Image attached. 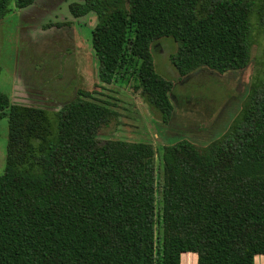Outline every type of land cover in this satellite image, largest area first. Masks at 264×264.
Here are the masks:
<instances>
[{
	"label": "trees",
	"instance_id": "1",
	"mask_svg": "<svg viewBox=\"0 0 264 264\" xmlns=\"http://www.w3.org/2000/svg\"><path fill=\"white\" fill-rule=\"evenodd\" d=\"M36 0H0V20ZM95 13L100 82L132 85L168 122L174 81L157 70L154 45L171 37L181 76L244 70L264 39V0H83ZM62 23H57L61 25ZM229 128L205 147L188 139L157 150L102 131L118 113L79 89L60 109L16 103L0 175V264H256L264 258V45Z\"/></svg>",
	"mask_w": 264,
	"mask_h": 264
},
{
	"label": "rangeland",
	"instance_id": "2",
	"mask_svg": "<svg viewBox=\"0 0 264 264\" xmlns=\"http://www.w3.org/2000/svg\"><path fill=\"white\" fill-rule=\"evenodd\" d=\"M82 1L36 0L24 8L11 4V11L0 20V92L16 103L60 109L79 89L95 91L96 100L118 113L103 136L149 141L157 150L181 139L205 147L229 128L254 75L263 67L262 37L256 39L246 69L219 73L207 68L189 76H181L171 62L178 43L171 37L159 40L153 48L157 70L175 83V112L164 122L132 85L100 82L92 44L97 17L92 12L75 18L70 10L72 2ZM8 131V117H0V175L6 167ZM260 256L256 264H264ZM182 264H197L196 253H184Z\"/></svg>",
	"mask_w": 264,
	"mask_h": 264
},
{
	"label": "crops",
	"instance_id": "3",
	"mask_svg": "<svg viewBox=\"0 0 264 264\" xmlns=\"http://www.w3.org/2000/svg\"><path fill=\"white\" fill-rule=\"evenodd\" d=\"M20 85H21V83H20ZM17 87H18V86H17ZM20 88H21V86H19V88L15 89V90H18V89H20ZM15 94H16V91H15L14 94H13V98H14Z\"/></svg>",
	"mask_w": 264,
	"mask_h": 264
}]
</instances>
